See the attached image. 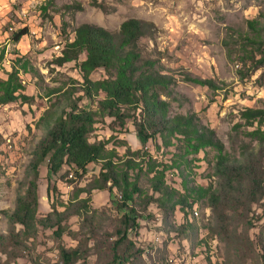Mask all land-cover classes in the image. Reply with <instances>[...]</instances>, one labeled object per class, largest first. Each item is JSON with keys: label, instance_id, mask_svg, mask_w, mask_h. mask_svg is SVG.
Here are the masks:
<instances>
[{"label": "rangeland", "instance_id": "1", "mask_svg": "<svg viewBox=\"0 0 264 264\" xmlns=\"http://www.w3.org/2000/svg\"><path fill=\"white\" fill-rule=\"evenodd\" d=\"M65 5L78 8L67 10ZM127 18L141 19L153 27L149 36L140 38L139 46L159 61L165 73L175 77V90L182 103L173 102V111H193L232 154H238L241 146L249 142L243 132L250 127L242 126L236 132L232 126L240 121L238 112L243 108L264 107V30L260 39L258 31L249 27V22L254 21L258 28H264V0H52L50 3L0 0V50L4 51L0 77H5L10 61L16 56L28 58L41 74L20 75L24 93L33 98L30 103L17 101L0 106V234L8 231L4 212L14 207L17 192L27 176L29 159L40 133L34 124L51 99L45 97L46 91L67 83L77 85L80 80L73 62L60 66L54 63L65 41L72 40L74 29L82 23L117 30ZM23 28L26 33L14 42L13 33ZM252 38L256 42L252 43ZM184 73L212 78L220 88L212 90L186 81ZM105 76L101 68L90 75L92 80ZM80 104L88 106L86 101ZM109 121L97 123L91 137L101 139L113 134L131 149L141 146L131 126L126 130L117 127V133H112L107 128ZM145 149L165 160L174 151L170 147L156 152L151 141ZM117 150L122 153L124 149ZM212 155L210 151L194 156L198 161L193 163L194 173L190 177L195 184L207 185L215 179L210 176ZM98 169V165L91 163L82 177L66 167L52 175L47 162H42L37 180L38 216L50 213L52 202L58 204L69 199L75 188L84 186ZM166 181L180 189L181 179L176 171H169ZM90 198V206L96 209L90 222L72 216L64 223L74 233H65L60 240L54 235V228H39L35 238L24 241V246H0V264H63L59 243L67 249L79 250L80 257L73 264H112V246L116 230L123 227V211L106 190H93ZM57 208L62 210L60 206ZM143 208L136 207L138 226L127 234L136 255L125 264H261L257 248L243 256L242 251L229 255L224 242L212 230L214 220L207 206L197 208L198 216L191 212L184 215L177 209L163 212L155 203ZM253 210L258 214L254 217H259H255L247 235L255 243L258 235L264 236V212L258 206ZM186 223H196L197 230L189 227L185 233L175 230ZM15 228L18 230L20 226ZM118 252L122 254L123 250Z\"/></svg>", "mask_w": 264, "mask_h": 264}, {"label": "trees", "instance_id": "2", "mask_svg": "<svg viewBox=\"0 0 264 264\" xmlns=\"http://www.w3.org/2000/svg\"><path fill=\"white\" fill-rule=\"evenodd\" d=\"M64 7L72 10L77 6ZM249 27L258 31L257 37L262 39L263 27L258 28L254 21L249 22ZM152 30L150 23L138 18L123 20L117 30L82 23L74 29L72 40L65 41L54 63L60 66L73 62L80 80L77 85L67 83L51 87L45 93L51 99L34 124L40 133L29 159L26 179L17 192L14 207L4 212L9 226L5 234H0L2 248L24 246V241L35 238L39 228H54L59 240L65 233L73 234L64 222L72 216L90 222L96 211L89 204L91 192L106 190L117 202L116 207L123 211V227L116 230L112 246V264L129 263L136 255L127 234L138 226L136 207L145 208L151 203L163 212L177 209L184 215L188 212L194 215L202 205L209 207L214 220L212 230L224 242L229 255L242 251L243 256L257 248L260 263L264 264V236L258 235L254 243L247 235L255 217H259H254L258 214L253 207H261L264 212V107H245L238 112L240 121L233 124L232 130L250 127L243 132L249 142L241 146L238 154L230 153L193 111H173V102L182 103L181 95L175 90V77L165 73L159 61L139 46L140 38L149 36ZM25 33L26 28L17 30L12 40L19 41ZM253 39L256 38L251 42H256ZM3 59L4 51L0 50V70ZM100 68L106 76L92 80L91 73ZM21 73L41 76L28 58L14 57L10 70L0 77V106L32 101V96L24 93ZM183 78L212 90L220 88L212 78L190 73H184ZM82 101L88 102V106H82ZM105 119H110L107 128L112 133H117V127L126 130L131 126L141 146L131 149L113 134L101 139L91 137L95 125ZM1 140L0 134V143ZM148 141L156 152L174 148L171 158L165 160L153 155L145 149ZM119 147H123L122 153L117 150ZM210 151L213 152L210 176L215 179L207 185H197L190 177L194 173L193 163L198 161L194 156ZM44 161L52 175L66 167L82 177L91 163L99 169L84 186L75 188L69 199L58 204L52 202L51 212L39 217L37 180L39 166ZM173 170L181 179L180 189L166 181V174ZM16 225L20 226L18 230ZM188 227L198 228L196 223H186L175 230L185 233ZM57 247L63 264H73L80 257L77 248L67 249L61 243ZM118 250H123L122 254Z\"/></svg>", "mask_w": 264, "mask_h": 264}, {"label": "bare ground", "instance_id": "3", "mask_svg": "<svg viewBox=\"0 0 264 264\" xmlns=\"http://www.w3.org/2000/svg\"><path fill=\"white\" fill-rule=\"evenodd\" d=\"M198 213H199L198 210H195V211H194V215H195V216H198Z\"/></svg>", "mask_w": 264, "mask_h": 264}, {"label": "built area", "instance_id": "4", "mask_svg": "<svg viewBox=\"0 0 264 264\" xmlns=\"http://www.w3.org/2000/svg\"><path fill=\"white\" fill-rule=\"evenodd\" d=\"M69 176H71V174H69Z\"/></svg>", "mask_w": 264, "mask_h": 264}]
</instances>
